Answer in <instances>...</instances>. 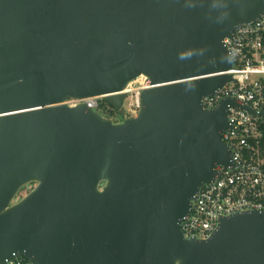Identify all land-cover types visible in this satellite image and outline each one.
Wrapping results in <instances>:
<instances>
[{"label":"water","instance_id":"water-1","mask_svg":"<svg viewBox=\"0 0 264 264\" xmlns=\"http://www.w3.org/2000/svg\"><path fill=\"white\" fill-rule=\"evenodd\" d=\"M263 14L264 0H0V264H264V211L206 239L181 227L232 164L236 100H201L232 81L225 39Z\"/></svg>","mask_w":264,"mask_h":264},{"label":"built area","instance_id":"built-area-1","mask_svg":"<svg viewBox=\"0 0 264 264\" xmlns=\"http://www.w3.org/2000/svg\"><path fill=\"white\" fill-rule=\"evenodd\" d=\"M224 42L231 53L232 68L228 73L232 81L214 94L203 96L201 101L205 108L214 109L222 99L236 100V105L228 106L230 127L222 133L232 164L217 166L215 179L198 190L190 214L181 222L186 238L206 239L223 217L244 211H264V14L254 22L236 26L232 37ZM147 79L141 75L127 84L124 92L129 116L139 113L140 95L148 88ZM85 102L95 111L97 108L112 110L103 106L102 98ZM69 104L75 106L78 102L72 100ZM6 264L32 262L17 256Z\"/></svg>","mask_w":264,"mask_h":264},{"label":"rangeland","instance_id":"rangeland-1","mask_svg":"<svg viewBox=\"0 0 264 264\" xmlns=\"http://www.w3.org/2000/svg\"><path fill=\"white\" fill-rule=\"evenodd\" d=\"M99 99H101V98H99ZM100 101V100H99ZM97 110L99 111V112H101V114H106V115H108V114H110V112H111V110H108V108H106V110L104 111L103 109H101V108H97ZM105 115V116H106ZM115 117H117L118 118V120H122V116L120 115V113L117 111V110H115L114 111V113L112 114L111 113V118H115ZM115 120H117V119H114V121ZM33 187L32 186H30V187H28V188H24L22 191H21V193L19 194V196H18V198H17V200H19L20 198H22L23 196H25L31 189H32Z\"/></svg>","mask_w":264,"mask_h":264},{"label":"trees","instance_id":"trees-1","mask_svg":"<svg viewBox=\"0 0 264 264\" xmlns=\"http://www.w3.org/2000/svg\"><path fill=\"white\" fill-rule=\"evenodd\" d=\"M102 104H103V106H109V107H111L112 110H111L110 114H108V115L105 114L107 117H110L111 118V113L113 114L114 111H115V109H113V107L111 105L107 104L103 99H102Z\"/></svg>","mask_w":264,"mask_h":264},{"label":"flooded vegetation","instance_id":"flooded-vegetation-1","mask_svg":"<svg viewBox=\"0 0 264 264\" xmlns=\"http://www.w3.org/2000/svg\"><path fill=\"white\" fill-rule=\"evenodd\" d=\"M113 119V121H114V119H117V120H115V122H122V120H123V117H122V120L120 121V120H118V118L117 117H115V118H112ZM30 186H32V187H34V184H30V185H27L26 187H24V188H28V187H30Z\"/></svg>","mask_w":264,"mask_h":264}]
</instances>
